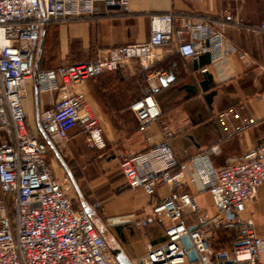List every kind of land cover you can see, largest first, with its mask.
I'll return each mask as SVG.
<instances>
[{"label": "built area", "instance_id": "2783aa9c", "mask_svg": "<svg viewBox=\"0 0 264 264\" xmlns=\"http://www.w3.org/2000/svg\"><path fill=\"white\" fill-rule=\"evenodd\" d=\"M99 5L107 14L116 7L125 9L128 0H0V264H118L92 223L95 206L72 207L44 158L40 133L27 127L22 99L28 80L35 81L39 93L55 94L39 115V127L47 142L58 147L70 140L72 130L88 135L95 124L83 95L71 92L72 86L137 60L142 71H148V88L129 111L139 131L146 132L161 116L152 84L167 74L152 68L169 50L191 60L207 55L213 66L225 65L235 54L245 56L227 38L223 18L193 19L168 12L149 16L146 43L100 51L93 61L36 69L45 28L98 14ZM231 24L264 40V21L250 25L235 18ZM229 115L238 118L233 111L223 113L221 124ZM171 136L163 129L160 141L146 152L125 153L118 163L129 189H142L154 198L160 184L167 189L166 196L152 199L148 214L135 224L162 227L165 241L148 245L145 255L132 264H262L264 238L256 235L253 218L244 217V212L264 182V149L246 151L220 168L206 157L180 165L169 144ZM190 165L213 199V213L200 208L185 190L194 183ZM185 210L195 215L194 227L187 226ZM231 228L238 230L237 239L229 250L216 251L212 235Z\"/></svg>", "mask_w": 264, "mask_h": 264}, {"label": "crops", "instance_id": "0c3cea01", "mask_svg": "<svg viewBox=\"0 0 264 264\" xmlns=\"http://www.w3.org/2000/svg\"><path fill=\"white\" fill-rule=\"evenodd\" d=\"M99 6L98 14L48 25L38 45L35 68L80 64L95 60L100 51L146 43L149 16L168 12L193 19L223 18L228 23L227 38L245 55H232L225 65L213 66L207 55L191 60L166 51L152 69L166 71L160 78L172 75V79L163 84L158 78L152 84L161 116L146 132L139 131L129 111V105L148 88V71H142L137 60L72 86L71 92L83 95L95 124L88 135L72 130L70 140L58 147L47 142L39 127V115L51 106L55 94L39 93L35 81L26 82L22 99L26 124L30 131L40 133L52 175L74 209L95 206L92 223L115 261L119 251L132 263L145 255L148 245L157 247L165 241L162 227L137 228L135 224L148 214L152 199L163 198L167 189L160 184L155 198L142 189H129L118 169L123 154L146 152L160 141L163 129L172 133L169 144L180 165L206 157L214 168H220L246 151L264 149V40L231 24L235 18L250 25L264 21V0H128L125 9L116 7L107 14ZM229 111L238 118L229 115L221 124L219 115ZM193 176L194 183L185 190L196 197L200 208L213 213V199L198 175ZM244 217L253 218L256 235L264 238V182L246 206ZM184 220L194 227L191 211H184ZM225 233V229L214 232V249L223 245ZM261 261L264 264V254Z\"/></svg>", "mask_w": 264, "mask_h": 264}, {"label": "water", "instance_id": "95a60500", "mask_svg": "<svg viewBox=\"0 0 264 264\" xmlns=\"http://www.w3.org/2000/svg\"><path fill=\"white\" fill-rule=\"evenodd\" d=\"M172 75L167 76L166 78H160V82L165 84L166 82L171 81ZM117 254V261L119 264H132L123 254L119 251L115 252Z\"/></svg>", "mask_w": 264, "mask_h": 264}, {"label": "trees", "instance_id": "16d2710c", "mask_svg": "<svg viewBox=\"0 0 264 264\" xmlns=\"http://www.w3.org/2000/svg\"><path fill=\"white\" fill-rule=\"evenodd\" d=\"M224 241L230 242L231 244L237 239L238 230L236 228L225 229Z\"/></svg>", "mask_w": 264, "mask_h": 264}, {"label": "rangeland", "instance_id": "374dc122", "mask_svg": "<svg viewBox=\"0 0 264 264\" xmlns=\"http://www.w3.org/2000/svg\"><path fill=\"white\" fill-rule=\"evenodd\" d=\"M231 248V243L230 242H225L223 243V245H221V247L216 248V251L219 250H229Z\"/></svg>", "mask_w": 264, "mask_h": 264}]
</instances>
